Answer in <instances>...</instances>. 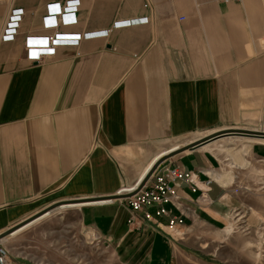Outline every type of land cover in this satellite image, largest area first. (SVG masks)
<instances>
[{
  "label": "crops",
  "instance_id": "obj_1",
  "mask_svg": "<svg viewBox=\"0 0 264 264\" xmlns=\"http://www.w3.org/2000/svg\"><path fill=\"white\" fill-rule=\"evenodd\" d=\"M66 1L0 0V33L24 9L15 40L0 35V231L57 202L132 186L194 133L264 131V0H80L75 22L44 28L48 5ZM142 16L149 22L113 27ZM98 30L110 33L58 46L38 63L27 58L28 36ZM250 145L264 185V143ZM213 147L176 154L157 170L179 165L198 187H178L189 209L183 226L171 231L121 199L87 202L69 208L80 248L88 230L117 248L137 235L142 263L177 264L179 251L190 254L187 224L222 228L240 203L230 189L236 177Z\"/></svg>",
  "mask_w": 264,
  "mask_h": 264
},
{
  "label": "rangeland",
  "instance_id": "obj_2",
  "mask_svg": "<svg viewBox=\"0 0 264 264\" xmlns=\"http://www.w3.org/2000/svg\"><path fill=\"white\" fill-rule=\"evenodd\" d=\"M210 133H194L173 145L189 144ZM253 143L258 142L231 137L207 147L214 146L224 172L232 171L236 177L230 189L240 203L222 228L199 221L187 224L188 228L193 225L183 239L189 244L190 254L179 251L177 264H264V185L258 174L260 168L252 157L250 144ZM258 152L264 153L261 149ZM80 226L78 214L69 208L42 218L5 242L10 251L9 260L25 264H144L145 256L141 260L135 252V245L141 241L137 235L123 238L121 247L117 248L105 241L97 242L88 230L86 249L79 246Z\"/></svg>",
  "mask_w": 264,
  "mask_h": 264
},
{
  "label": "built area",
  "instance_id": "obj_3",
  "mask_svg": "<svg viewBox=\"0 0 264 264\" xmlns=\"http://www.w3.org/2000/svg\"><path fill=\"white\" fill-rule=\"evenodd\" d=\"M81 3L80 0H68L64 5L60 3H51L48 5L47 13L44 15V28L52 29L55 24L61 22L62 18L66 23H73L76 21V13L79 10ZM24 9H14L9 17L6 25L0 33L3 41L15 40L22 22ZM149 22V18L142 16L141 18H132L115 22L113 27L136 25ZM110 30H98L97 32H82V33H63L60 31H52L46 34L31 35L26 38L25 46L27 49V58L31 62L43 61L46 57L53 55L58 46H78L83 39L97 38V36H106ZM264 166V157L259 158ZM159 168V167H158ZM158 168L153 175L147 180L146 185L132 197L120 198L127 202L130 211L142 212L146 220L156 222L158 225H165L171 231L175 230L178 226L184 225L185 216L188 208L183 206L182 196L178 192V187L182 184H187L191 191L198 190L197 185L191 179V173L186 171L179 165H165L161 171ZM264 177V167L263 175ZM212 179L208 180L210 183ZM139 183L132 186L123 185L117 193L128 194L132 192ZM116 193V194H117ZM208 194L201 193L199 198L206 201ZM115 200H112L113 202ZM179 210V213H175ZM163 216L167 220L161 221ZM134 218L129 220L132 224ZM2 231H0L1 233ZM6 238L0 239V264H25L16 263L9 260V249L5 245Z\"/></svg>",
  "mask_w": 264,
  "mask_h": 264
},
{
  "label": "water",
  "instance_id": "obj_4",
  "mask_svg": "<svg viewBox=\"0 0 264 264\" xmlns=\"http://www.w3.org/2000/svg\"><path fill=\"white\" fill-rule=\"evenodd\" d=\"M235 135H240V136H245V137H259V138H264V131L262 130H257V129H245V128H239V127H235V128H222L216 132H212L211 134L197 140V141H193L190 144H188L187 146L183 147L182 149H178L176 150V152L170 153L164 157H161L160 160H158L153 168L150 169L149 172H147V174L145 175V177H143V179H138L137 183L138 186L130 193L128 194H112V195H102V196H87V198H82V199H77V200H73L72 202L74 203H83V202H87V201H102L103 199H110V200H117L120 198H127V197H132L133 194H135L136 192L140 191L147 183V180L153 175V173L156 171V169L160 166L161 162L169 159L171 157L176 156V154L185 152L186 150H197L200 147L203 146V144H205V142H209V141H213L216 139H220V137L222 136H235ZM72 202H65V203H72ZM64 202H57L53 205H51L50 207L46 208L47 210H51L54 208H57V206H59L60 204H62ZM44 209V210H46ZM40 213V212H39ZM37 215V214H36ZM34 215V218L35 216ZM41 215V214H40ZM38 215V216H40ZM36 216V217H38ZM33 217V216H31ZM21 223H17L14 224L13 226L3 230L0 233V239L8 237L9 234H11L15 228H17L18 226H20Z\"/></svg>",
  "mask_w": 264,
  "mask_h": 264
},
{
  "label": "bare ground",
  "instance_id": "obj_5",
  "mask_svg": "<svg viewBox=\"0 0 264 264\" xmlns=\"http://www.w3.org/2000/svg\"><path fill=\"white\" fill-rule=\"evenodd\" d=\"M211 134V133H210ZM235 138V137H243V138H245V139H248V140H252V141H255V142H258V143H264V138H259V137H252V136H250V137H245V136H240V135H235V136H222V137H220V139H216V140H213V141H209V142H205V144H203V146L202 147H208L210 144H213V143H217V142H219L220 140H222V139H224V138ZM197 141V140H196ZM191 143V142H190ZM188 145V144H187ZM187 145H185V146H187ZM185 146H181V147H179V148H176V150H178V149H182L183 147H185ZM213 146V145H212ZM201 148V147H200ZM176 150H168V151H165L164 153H162L161 154V156L159 157L160 159H161V157H164V156H166V155H168V154H170V153H173V152H176ZM185 152H190V150H186ZM159 159V160H160ZM156 163V162H155ZM153 168V167H152ZM150 171V170H149ZM103 201H109V202H111L112 200H110V199H103L102 201H87V202H98V203H102ZM87 202H83V203H74V202H72V203H62V204H60L59 206H57V208H54V209H51V210H46V211H44V212H42V214L40 215V216H38V217H35V218H33V219H30V220H28L26 223H24V224H21L20 226H18L17 228H15L14 229V231L11 233V234H9L8 236L10 237V235L12 236V235H14V234H16V233H19V232H22V231H24V230H26L30 225H32V224H35V223H37V222H39L40 220H42V218H45V217H47V216H49V215H52V214H54V213H56L57 212V210H59V209H63V208H71L72 206H81L82 204H86ZM11 238V237H10Z\"/></svg>",
  "mask_w": 264,
  "mask_h": 264
}]
</instances>
